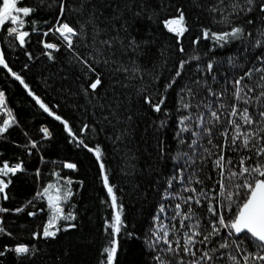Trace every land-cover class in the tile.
Returning a JSON list of instances; mask_svg holds the SVG:
<instances>
[{"label":"trees","instance_id":"1","mask_svg":"<svg viewBox=\"0 0 264 264\" xmlns=\"http://www.w3.org/2000/svg\"><path fill=\"white\" fill-rule=\"evenodd\" d=\"M61 2H65L62 20L66 19L81 33L73 38L75 51L66 47L58 33L43 35L55 25ZM233 3H239L243 10L238 14L232 13L230 19L234 25L244 28L245 35L223 47H214V42L203 39L202 33L209 29L212 32L229 31L231 25L219 21L232 12ZM258 3L259 0L252 5V12H247L249 5L245 0H224L223 5L219 0H23L22 3L18 0V7H32L35 11L26 18L23 30L29 31L30 36L26 38L25 45H20L8 34L7 28L13 25L6 23L4 30H0V50L8 65V68L0 65V90L15 118V123L0 134V161H7L10 166L23 161L25 170L4 178L5 182L11 179V184L5 189L7 199L0 194V207L9 209L8 212H0L3 218L0 227L6 230L0 232V251L14 249L23 243L33 252L17 254L7 251L0 256V264H103L106 257L103 249L109 246L111 239L109 221L114 215L110 194L103 183L105 173L114 186L118 203L123 205L125 227L115 237L119 244L115 264H158L154 259L156 255L171 264H177L180 256L185 261L194 259L182 250L178 255L157 252L156 248L167 247L162 241L156 247H149L157 223L154 217L161 204L166 208L161 215L162 222L170 229L175 225L176 229L170 231L169 239H179L183 244V233L198 218L201 232L207 234L211 230L207 201L201 204L191 202V218L183 221L184 227H181L182 214L173 219L178 203L182 205V213L188 212L189 205L183 203V198L198 196L201 189L214 197V185L216 191L219 190L217 170L212 163L214 157L202 161L200 157L207 154L202 148L193 151L187 146L190 143L188 133L183 134L186 141L183 145L175 136L178 116L187 114L180 107V97L193 105L201 101L211 102L213 110H216V98L207 92L211 87L216 92L226 90L220 102L226 105L233 103L232 86L228 81L243 75L253 65L259 66L255 58L264 56V13L259 11ZM214 7L223 11H212ZM178 9L185 17L183 26L187 31L183 36L170 32L163 23L167 19L178 18ZM248 20L252 23H247ZM197 38H200L199 43H194ZM104 40H112L113 43L111 46L102 44ZM132 40L136 43L130 47ZM257 41L261 43L257 44ZM45 42L57 44L58 50L45 48ZM181 46L184 52L179 50ZM49 52L52 58H49ZM75 53L87 59L101 76L102 85L96 90L95 97L91 92L85 96L81 91V87H87L90 82L86 73L92 80L96 77L74 59ZM194 56L199 60L189 59ZM182 60H189V63L172 88L166 89L165 85L175 76ZM209 61L216 62L211 73L206 70ZM121 68L129 71L124 72ZM133 69L139 71L134 72ZM12 72L20 75L29 87L25 88ZM257 79L258 75H254L244 83L251 85ZM188 88L192 89L194 96L187 92ZM32 93L62 120H56L45 112ZM145 94L157 100L161 96L166 97L161 112H154L144 103ZM189 111L204 113L206 121L209 119L208 110L202 105ZM227 111L222 110L224 123L213 128V145L223 141L219 132L224 130ZM250 111H255V107L250 106ZM63 120L68 121V126L90 148L100 145L105 169L100 168V161L93 152L79 145L69 134ZM161 121L166 122L163 127L160 126ZM84 124L90 127L81 132ZM43 128H47L50 135L46 136L41 131ZM31 141L37 142L35 148L31 147ZM201 143L203 147L216 151L208 145L207 137ZM185 152L188 156L177 159L178 153ZM240 155L253 154L231 150L226 153L233 162L238 161ZM189 156L195 164H191ZM255 161L253 155L248 163L254 164ZM66 163H73L76 168L68 169L63 166ZM179 168L185 169V184L173 180L172 187L168 188L167 181ZM55 173L62 178L60 184H66L67 179L72 180L71 185H66L71 188L72 196L61 202V207L65 214L72 213L76 217L75 220H61L59 225L62 229L69 224L76 226L59 231L54 238H36L33 233L41 229L51 215L46 198H36V193L48 183H56ZM197 178L203 184H197ZM185 186L196 187L197 192H185ZM165 189L173 195L166 196ZM17 208L24 210L16 212ZM33 211L38 214L29 216L28 213ZM226 234L227 230L222 236ZM234 238H229V243ZM220 242H223L222 237L211 238L206 245L197 243L194 251L199 249L196 253L199 256ZM244 250L256 251L250 240H243L240 250L233 245L230 249L216 252L215 264H231L227 255L221 258V253L231 252L239 258Z\"/></svg>","mask_w":264,"mask_h":264},{"label":"snow or ice","instance_id":"2","mask_svg":"<svg viewBox=\"0 0 264 264\" xmlns=\"http://www.w3.org/2000/svg\"><path fill=\"white\" fill-rule=\"evenodd\" d=\"M23 0H20L22 3ZM247 7V12H252L254 9L252 5L257 4V0H245ZM220 4H224V0H219ZM227 7V5H225ZM232 12L225 15L220 23H225L231 25L229 31L221 32H212L209 30H204L202 33L203 39H208L214 42V47H223L225 44L230 43L235 40H241L245 35V30L242 26H236L232 23L230 16L232 13H237L240 10H243L242 6L239 3H233L231 5ZM259 11L264 13V0H259L258 3ZM35 11L32 7H18V0H0V30H4L3 26L7 23L13 26L7 28L9 35H12L16 40L19 41L20 45L26 44V38L30 36L29 31L23 30L26 24V18L29 17ZM179 13L178 18L167 19L163 23L165 27L172 33L177 34L178 36H183L184 32L187 29L183 26L185 17L182 10H177ZM212 11H223V9L214 7ZM65 13V2H61L59 8V14L57 16L55 25L49 28L48 32H44L43 35L47 36L49 32L58 33L59 37L63 40L66 47L70 50L73 48V38L80 36L81 33L76 27H73L64 17ZM138 15V14H137ZM247 23L251 24L252 21L248 20ZM81 28L83 25L80 26ZM35 30V29H34ZM125 30H127L125 28ZM119 31V30H117ZM251 35V33H248ZM264 35V33H262ZM199 39L194 43H199ZM102 44L112 45V40L101 41ZM135 40H132L131 45H135ZM260 44V41L256 42ZM44 47L47 49H57L58 45L55 43H44ZM181 52H184L183 46L179 49ZM30 55V54H29ZM49 58H52L51 52L48 53ZM74 59L78 60L83 67H86L88 72L95 74V79L92 80L90 76L86 75V78L90 81L87 87H81V91L85 96H96V90L102 85V79L99 73L96 72V69L88 62L87 59L80 56L79 53H75ZM191 60H199L198 56L190 57ZM259 62V66L253 65L243 75L235 78L232 81H228L232 86V97L233 103L226 105L220 102L221 98L225 95V91L216 92L213 91L211 87L207 88V92L210 96L216 98V110H213V104L211 102L204 103L203 101L200 104L193 105L190 101L185 102L184 97L181 96L180 107L184 109L187 114L178 116V131L175 133V136L178 138L179 144L183 145L186 143L184 139V133H188L190 137V143L188 147L195 151L197 148H202L203 153L207 155H202L201 160L212 159L214 169L217 170L218 180L216 184L219 185V190L216 191L215 185L213 186L214 197H210L206 191L201 189L198 196L189 195L186 198H183V203L189 205L188 212L181 211L182 205L176 204V212L174 213L173 219L175 216L183 215V220L181 221V227H184V220L190 219L189 213H191V202L195 201L196 204H201L202 201H207V210L211 213V216L208 218V224L210 226V231L207 234L203 233L199 229L200 220H196L188 231L183 233V244L179 239H169L170 231H175V225L171 226V229L166 226L161 219V215L166 212V208L163 204L160 205L159 211L154 217V220L157 222L154 231V237L149 242V247H156L161 241L167 245L166 248H156L157 252H166L173 255H178L181 250L183 253L194 257V259L185 261L183 256H180V259L177 261V264H208V262L214 261V254L221 249H230L235 245L237 250H240L241 243L243 240H250L256 251L250 252L244 250L241 256L238 258L236 255H233L231 252L221 253V258L224 255H227L231 261V264H260L264 262V56H258L255 58ZM232 58H229L231 63ZM99 63V61H96ZM105 64L108 63L107 60L104 61ZM189 63V60H182L179 63V68L175 73V76L171 78L170 82L165 85L166 89L172 88L176 83V78L180 77L185 65ZM215 61H209L206 64V70L211 73L214 68ZM0 65H3L5 68H8V65L4 58V53L0 50ZM12 71L10 68L8 69ZM120 70L128 72L129 69L121 68ZM200 70L199 68L197 69ZM134 72H138V69H133ZM12 75L16 77L17 80H20L24 84L25 88H28V84L24 83L23 78L15 72H12ZM254 75H258V79L253 81L251 85L244 83L246 79L251 80ZM213 81L215 82V77L213 76ZM206 83V82H205ZM259 89V91H257ZM29 91H31L29 89ZM182 92L184 89L181 90ZM187 92L192 94V89L188 88ZM36 101L40 104V107L44 109L45 112H48L50 115H53L56 120H62V117L56 115L52 109L45 104L39 96H36L35 93H32ZM144 103L147 104L154 112H161L162 106H164L166 97L161 96L158 100L154 97L145 94ZM237 101L241 103H236ZM4 104V93L0 92V106ZM241 104L243 106H241ZM201 105L208 110L209 119L206 121L204 113L197 112L193 113L189 111L193 108H200ZM250 106L255 107V111H250ZM103 107V105H101ZM111 108V105H108ZM228 109L227 116L225 117L226 124L224 130L219 132V135L223 137L221 144L213 145V128L216 125H219L222 122L221 117L223 115L222 110ZM7 112L8 110L5 109ZM131 117H129L130 119ZM107 119V117H105ZM194 121V123H193ZM15 123V118L8 112V119L0 122V134L5 133L8 130V127ZM65 127L69 134L78 141L79 145L88 149V151L93 152L98 161H100V168L105 169V165L101 160L103 155L102 148L100 145H95L94 147H89L84 140L76 135L73 132L72 128L68 126V121L63 120ZM165 121L160 122V126L165 125ZM88 124H84L80 129L81 132L87 131L89 129ZM41 131L47 136L50 135L47 128L41 129ZM207 137L208 145H212L216 151L213 152L211 148L203 147L201 141ZM119 139V137H117ZM230 138V139H229ZM37 145L36 141H31V147L35 148ZM237 145H239L237 147ZM259 145V146H258ZM27 147V146H26ZM231 150L237 153L241 151H246L252 153L256 157L254 164L248 163L253 159V155H240L238 161L233 162L231 157L226 156V153ZM181 156H188V153H178L177 159ZM189 161L191 164H195V160L189 156ZM187 163V162H186ZM68 169H75L76 165L73 163H66L63 165ZM191 166V165H189ZM23 161L16 163L12 166L9 165L7 161H0V194H2L3 199H7V193L5 189L11 184V179H8L5 182L4 178L9 177L10 174L15 175L17 172L24 171ZM184 168H179L175 175L167 181L168 188L172 187L173 180L177 181L180 184H185L184 177ZM37 177H39V169L36 171ZM57 181L55 184L48 183L40 191L36 193V198H46L48 209L51 210V215L47 219L46 223L42 226L41 229L33 233V236L36 238H54L57 233L61 230H67V228H74L75 224H69L67 227L63 228L59 225L61 220H75V215L72 213L65 214L64 209L61 207V202L67 201L72 196V191L70 187L66 185H71L72 180L67 179L66 184H60L59 173H55ZM189 183H191V178H189ZM103 183L107 187V192L110 194V203L114 209V215L109 221V228L111 232L109 233L111 239L109 246L103 249V252L106 253V257L103 261V264H115L117 251H118V240L115 238L118 234L121 233L122 228L125 227L124 221L122 218L123 205L118 203V196L114 191V186L109 182V176L105 173L103 175ZM197 184H203L199 178L196 179ZM53 190L55 194H53ZM185 192L196 193V187H184ZM166 196H172L171 192H168L165 189ZM222 197L223 199H219ZM215 198L216 202L213 203ZM29 204L32 202L29 201ZM23 208L15 209L16 212H22ZM9 209L0 207V212H8ZM39 211L43 212L44 209ZM38 213L36 211L29 212V216H36ZM227 216V219H226ZM3 224V218L0 217V225ZM227 230L226 236H222V233ZM6 230L3 227H0V232H5ZM191 233V234H189ZM9 236L11 233H7ZM202 237V239H197ZM222 237L223 242L218 243L217 247L212 248L210 251H202L199 256L196 255L197 251H200L196 248V244H204L211 242V238ZM231 243H229V238H233ZM175 244V247H173ZM14 251L17 254H30L33 252V249L26 244H18L14 249L5 248L4 251H0V256L5 255L7 251ZM154 259L158 264H171L170 261L164 260L160 255H156Z\"/></svg>","mask_w":264,"mask_h":264},{"label":"built area","instance_id":"3","mask_svg":"<svg viewBox=\"0 0 264 264\" xmlns=\"http://www.w3.org/2000/svg\"><path fill=\"white\" fill-rule=\"evenodd\" d=\"M0 92H3V91L0 90ZM5 109H7L8 111L6 112ZM8 112L11 113L8 106L6 105L5 96H4V104L2 106H0V122H2L5 119H8ZM11 115H12V113H11Z\"/></svg>","mask_w":264,"mask_h":264}]
</instances>
